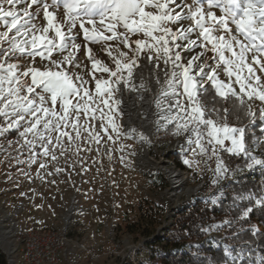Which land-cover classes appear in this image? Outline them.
I'll list each match as a JSON object with an SVG mask.
<instances>
[{"label":"snow or ice","instance_id":"1","mask_svg":"<svg viewBox=\"0 0 264 264\" xmlns=\"http://www.w3.org/2000/svg\"><path fill=\"white\" fill-rule=\"evenodd\" d=\"M131 93L151 98V137L121 123ZM161 132L183 138L184 165L211 171V204L233 191L237 216L202 231L228 227L242 240L249 224L264 239L250 220L264 216V0H0V138L16 135L9 146L27 152L17 163L56 184L48 178L71 179L77 165L88 172L82 153L102 143L127 165L137 151L123 141L151 145ZM257 174L252 187L241 179ZM253 242L225 245L224 264H264Z\"/></svg>","mask_w":264,"mask_h":264},{"label":"rangeland","instance_id":"2","mask_svg":"<svg viewBox=\"0 0 264 264\" xmlns=\"http://www.w3.org/2000/svg\"><path fill=\"white\" fill-rule=\"evenodd\" d=\"M121 123L127 130L125 116ZM8 140L15 141L16 135H10ZM8 140L0 138V144L7 149L0 151V218L9 215L12 219L9 220L14 223V242L17 246L15 264H25L22 259V238L32 229L57 233L61 243L58 264H121L126 258L137 263L135 252L139 248L147 249L146 241H157L172 226L175 217L172 210L178 211L199 198L211 200L217 194L216 187L210 183L212 173L203 162L199 171L183 164L178 150L183 138H175L163 132L155 136L153 143L146 147L135 140L123 141L125 144H135L137 151V155L130 157L127 165L121 162L119 151L113 152L110 159L105 154L108 146L102 143L99 153H82L88 172H80V166L77 165L71 179L64 174L48 178L49 181L55 179L56 184L37 179V165L29 168L26 163H17V157L26 160L27 152L20 155L17 151L19 145L9 146ZM208 165L214 169L215 159L209 161ZM61 166H65L63 159ZM21 169L29 172L32 179L22 175ZM171 171L178 173L183 180L177 197L172 201L164 194L170 186ZM198 185L201 186L200 191L187 197L185 189ZM150 204L164 209L161 224L153 235L140 237L139 233L131 231L129 225L138 222ZM72 206L77 211L73 213L69 224H66L65 217ZM254 225L259 230L264 229L259 221ZM226 231L225 227L220 231L213 230L209 235L218 238L222 236L228 241ZM191 245L198 244L188 241L183 247L189 249ZM227 245L233 246L229 241ZM0 250L6 257V264H9L1 246Z\"/></svg>","mask_w":264,"mask_h":264},{"label":"trees","instance_id":"3","mask_svg":"<svg viewBox=\"0 0 264 264\" xmlns=\"http://www.w3.org/2000/svg\"><path fill=\"white\" fill-rule=\"evenodd\" d=\"M257 133L259 134V132ZM226 158L232 166L239 163L235 158L231 160L227 156ZM241 179L244 180L247 187H252V185L259 182L260 177L257 174L254 179L250 175ZM228 183H231L232 188L235 189L241 187L238 182ZM162 184L165 185L163 179ZM232 195L233 191L230 188L221 202L216 205L211 204L209 199L199 198L190 205L181 208L175 214L174 222L167 229L164 236H161L155 242L146 241L148 248H139V251L135 252L137 263L130 258H126L121 264H199L200 261H204V264H224L225 259H227L224 254L225 246L217 239L209 236L211 231L205 232L202 229L220 221L232 220L237 216L238 212L236 210H228L232 203ZM163 212L164 209L156 204L148 205L141 219L133 225H129L131 231L139 233L140 237L153 235L161 224ZM250 220L252 225L257 221L264 225V216L258 213L250 215ZM250 226L249 224L244 225L245 232L242 233V240H236L233 229L226 227L228 241L235 246L237 251L241 245L247 249L248 242L254 241L251 244V247L255 249L254 255L264 254V239L253 237L251 232L248 231ZM260 231L264 232V229ZM188 241H195L198 245H191L189 249H184L183 245ZM141 255L144 256L141 257ZM0 264H6V257L1 250Z\"/></svg>","mask_w":264,"mask_h":264},{"label":"bare ground","instance_id":"4","mask_svg":"<svg viewBox=\"0 0 264 264\" xmlns=\"http://www.w3.org/2000/svg\"><path fill=\"white\" fill-rule=\"evenodd\" d=\"M147 72L148 69L144 68L142 65V70H138L137 75H146ZM125 99L126 101H128L125 106V120L127 129L136 127L137 129L143 131L145 134L151 137L152 127L154 126L155 120L154 116L152 115L154 109L153 107L151 108V98L149 97L145 101L138 103L135 98V93H131L126 96ZM141 112H147V118L142 117L140 115ZM144 146L146 147L147 145ZM169 178L170 186L164 191V194L168 199H170V201H172L175 197H177V191L182 187L183 180L175 171H171L169 173ZM200 189V185L189 187L187 190L185 189V194L187 195V197H191L192 195L200 191ZM75 211H77V208L75 206H72L68 209L65 217L66 224H69L70 219ZM9 219H11L9 215H4L2 218H0V246L6 253L9 264H15L16 260L14 261V254L17 251V246L15 245L14 237L16 231L13 229L14 223L11 221L12 219Z\"/></svg>","mask_w":264,"mask_h":264},{"label":"built area","instance_id":"5","mask_svg":"<svg viewBox=\"0 0 264 264\" xmlns=\"http://www.w3.org/2000/svg\"><path fill=\"white\" fill-rule=\"evenodd\" d=\"M209 236L227 245V238ZM60 244L59 236L53 231L29 230L22 238V259L25 264H58Z\"/></svg>","mask_w":264,"mask_h":264},{"label":"water","instance_id":"6","mask_svg":"<svg viewBox=\"0 0 264 264\" xmlns=\"http://www.w3.org/2000/svg\"><path fill=\"white\" fill-rule=\"evenodd\" d=\"M175 211H176V209H174V210L172 211V215H173V216H175V214L178 212V211H176V212H175ZM171 218H173V217H171ZM170 223H171V222H170Z\"/></svg>","mask_w":264,"mask_h":264}]
</instances>
